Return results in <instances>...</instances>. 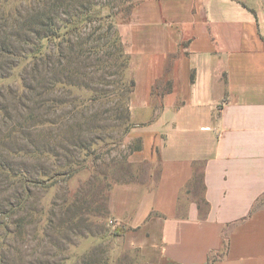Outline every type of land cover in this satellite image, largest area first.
I'll return each mask as SVG.
<instances>
[{"label": "crops", "instance_id": "crops-1", "mask_svg": "<svg viewBox=\"0 0 264 264\" xmlns=\"http://www.w3.org/2000/svg\"><path fill=\"white\" fill-rule=\"evenodd\" d=\"M116 28L135 83L128 162L157 171L108 192L125 248L146 264H264V0H137Z\"/></svg>", "mask_w": 264, "mask_h": 264}, {"label": "rangeland", "instance_id": "rangeland-1", "mask_svg": "<svg viewBox=\"0 0 264 264\" xmlns=\"http://www.w3.org/2000/svg\"><path fill=\"white\" fill-rule=\"evenodd\" d=\"M136 1H93V11L110 17L99 31H93L97 20L87 22L88 29L70 35L72 44L64 45L65 59L78 72L73 87L54 85L65 78L54 68L58 53L42 69L43 99L49 103L34 116L45 115L50 124L44 128L31 120L35 93L23 87L34 84L29 62L19 65L20 59L6 53L21 56L29 46L22 38H11L4 47L0 40V76H7L0 80V166L26 178L23 184L0 171V264H146L140 252L125 248V230L114 226L107 208L114 184L151 185L157 176L154 167L128 162L140 146L126 137L130 57L123 76L117 74L124 58L118 57L114 32L131 16ZM1 30L0 22V36ZM85 33L93 39L106 36L81 52H69L77 37L85 41ZM54 45L48 42L46 48L54 51ZM117 228L120 235L114 236Z\"/></svg>", "mask_w": 264, "mask_h": 264}, {"label": "trees", "instance_id": "trees-1", "mask_svg": "<svg viewBox=\"0 0 264 264\" xmlns=\"http://www.w3.org/2000/svg\"><path fill=\"white\" fill-rule=\"evenodd\" d=\"M94 0H0V22H1V32L4 34L0 36V40L2 42V46L7 43L12 42L11 38L15 40L17 38L23 39V44H27L29 49L23 53L21 56H17L11 52H6L10 55L11 58L20 59L19 65L21 62H29L28 70L32 76L33 85L29 87L23 86L26 89H29L30 92L35 93V106L36 108L31 113V120L35 121L34 125L38 127L44 128L49 125V121L45 118V115H36L35 111H41L44 104L49 103V101L44 100V92L47 90L45 82L40 80V76L42 74V69L50 65V59L56 56V53L59 54V59L54 68H57L59 72L64 75L63 80H57L54 82V85H64L68 88L73 87V79L77 76L78 72L75 71L73 64L74 62H68L69 60L65 59L64 52L67 48H64V45L72 44L70 42L69 36L79 34L82 29H88L86 25L87 22H92L97 20L99 26H97L93 31H99L102 29L103 23L107 21L110 17L108 15L102 16L100 13H96L93 11L90 6H92ZM24 4V7H19V4ZM90 8V10H89ZM92 29V28H91ZM113 30V27L110 23L107 26V32ZM10 33L8 34V32ZM92 31V32H93ZM115 40L114 42L119 47V56L123 59V63L119 66V70L117 71L118 75H122V69L126 66V60L129 59V56L125 52L124 44L118 34L116 29ZM86 35L85 41H79V37L77 42H75L70 49L69 52L75 54L77 51H83V48L88 43L93 42H101L106 36L99 35L97 38L93 39V34L88 33ZM72 41V40H71ZM48 42L55 43L56 50L48 51L46 48V44ZM91 49L96 50V46L93 48H88V52ZM77 50V51H75ZM78 54L75 59H78ZM62 60L65 64H62ZM17 67V65H16ZM68 74H65L67 73ZM7 76H0V80L4 79ZM10 77V76H8ZM39 79V81H38ZM135 83L133 79L129 80V88H130V97L131 93L134 89ZM130 114H129V102L127 104L125 110V119L130 122ZM29 119V117H28ZM131 128V124H130ZM13 132V131H11ZM140 146L135 150H139ZM0 171L5 173L8 178L13 180H20L23 184L26 182L25 174L21 172H13L7 168L0 166ZM196 181L201 184L202 175L196 176ZM22 204V201L20 202ZM202 206H206V202L202 200ZM11 212V210H10ZM120 229L117 228L114 232V236L120 235Z\"/></svg>", "mask_w": 264, "mask_h": 264}]
</instances>
